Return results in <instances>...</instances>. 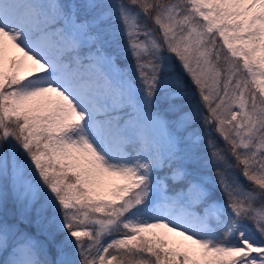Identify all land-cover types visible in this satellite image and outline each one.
<instances>
[{
    "label": "snow or ice",
    "instance_id": "obj_1",
    "mask_svg": "<svg viewBox=\"0 0 264 264\" xmlns=\"http://www.w3.org/2000/svg\"><path fill=\"white\" fill-rule=\"evenodd\" d=\"M0 264H264V0H0Z\"/></svg>",
    "mask_w": 264,
    "mask_h": 264
}]
</instances>
